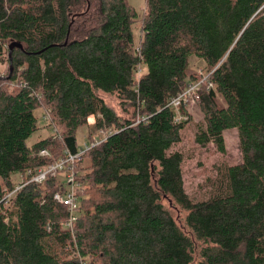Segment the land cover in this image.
I'll return each instance as SVG.
<instances>
[{"label":"trees","instance_id":"1","mask_svg":"<svg viewBox=\"0 0 264 264\" xmlns=\"http://www.w3.org/2000/svg\"><path fill=\"white\" fill-rule=\"evenodd\" d=\"M191 56L213 84L199 91L195 142L225 153L236 128L242 153L216 166L203 199L173 150L190 118L170 102L198 79ZM0 65V264H264V0H146L141 15L127 0H0ZM37 110L54 133L29 145ZM91 118L88 146L105 137L74 164L80 202L65 228L54 196L68 185L27 172L79 153Z\"/></svg>","mask_w":264,"mask_h":264},{"label":"rangeland","instance_id":"2","mask_svg":"<svg viewBox=\"0 0 264 264\" xmlns=\"http://www.w3.org/2000/svg\"><path fill=\"white\" fill-rule=\"evenodd\" d=\"M128 3L135 9L140 15L143 14L146 8V0H127ZM140 24L136 23L133 26V32L135 35V40L138 41L140 37L139 33ZM204 62L195 57L191 56L189 58L188 72L189 74L197 73L202 70L206 71L204 68ZM7 65H0V76L6 77ZM143 73L141 68V73H138L137 79ZM12 89L14 86L3 85L2 88ZM1 88V85H0ZM105 102L112 107L118 114H122L120 107V102L116 96L100 93ZM219 105H223V101L219 100ZM187 112L189 114V122L185 129L182 131V140L177 144L173 150H179L184 154L183 163V175H184V185L186 192L194 199H203L207 197L209 188L206 187V180L215 174V168L222 163L234 165L239 164L242 161V153L240 148L238 131L236 128L226 130L224 132L225 147L226 152L220 153L217 148L210 144L207 146H200L195 142V134L197 126L204 123V113L202 112L199 102L190 104L187 107ZM36 115L38 117L39 130H37L28 140V144L32 145L36 141L46 138L54 133L52 127H47L48 122L44 119V111L37 110ZM93 118L89 120L87 125L80 127L76 132L77 145L80 149H85L86 145L90 144L89 132L93 131ZM94 135H98L97 133ZM59 177L65 180V174L60 173ZM13 181L15 183H20L22 181L21 173H16L13 175ZM174 211V216L179 221L184 217V212L176 209Z\"/></svg>","mask_w":264,"mask_h":264},{"label":"built area","instance_id":"3","mask_svg":"<svg viewBox=\"0 0 264 264\" xmlns=\"http://www.w3.org/2000/svg\"><path fill=\"white\" fill-rule=\"evenodd\" d=\"M212 72L206 70L198 71V79L195 82H192L188 85L187 89L180 93L178 96L173 98L170 102L171 106L177 109L176 121L187 120L188 116L181 114L178 109L180 107H188L190 104H194L197 101L199 102L200 96L199 91L205 85H208V88H212L213 84L210 82L209 77ZM44 119L48 122L50 120V115L46 112L44 115ZM105 134L101 132L98 135L93 137V142L91 146L86 145L85 149H80L79 153L71 154L67 153L65 158L59 159L57 162L53 163L52 165L46 168H40L35 172L29 171L27 172V176H31V181L42 183L48 177H58L60 173L65 174L64 182L68 185V190L66 193H56L55 199L60 202L61 204L67 206L70 212L69 220L62 225L65 228H72L73 223L77 219L76 212L79 208L80 197L78 194V190L81 188V184L77 182L76 175L74 171V164L85 154V152L92 146H95L101 142V136L104 138ZM40 155L43 157H49L51 154L49 150L44 149L40 152ZM21 182L16 188L19 189L22 186ZM24 185V183H23ZM12 194H9L7 197H11Z\"/></svg>","mask_w":264,"mask_h":264},{"label":"water","instance_id":"4","mask_svg":"<svg viewBox=\"0 0 264 264\" xmlns=\"http://www.w3.org/2000/svg\"><path fill=\"white\" fill-rule=\"evenodd\" d=\"M15 47H18V48H22V45L20 43H12L10 45V56H11V52L12 50L15 48ZM11 71H12V66H11ZM10 76H7V77H4V76H0V80H4V79H9Z\"/></svg>","mask_w":264,"mask_h":264}]
</instances>
